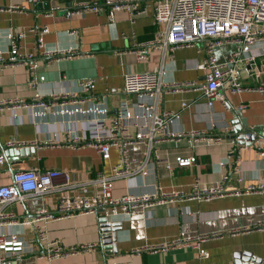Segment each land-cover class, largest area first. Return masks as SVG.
Returning <instances> with one entry per match:
<instances>
[{
	"label": "crops",
	"instance_id": "1",
	"mask_svg": "<svg viewBox=\"0 0 264 264\" xmlns=\"http://www.w3.org/2000/svg\"><path fill=\"white\" fill-rule=\"evenodd\" d=\"M103 1L0 0V57L3 60L0 62V107L9 101L29 105L0 109V153L7 150L6 145L11 141L51 142L38 148L8 149L6 162L0 168V186L9 184L12 172L31 168L69 172L77 181L86 182L97 174L110 176L119 161L118 148H111L105 159L84 143L74 144L69 133L87 139L95 133L93 124L83 123V115L54 114L58 113V107L42 112L37 106H30L36 97L51 104L55 96L74 94L84 98L82 108L101 103L112 118L123 101L139 113L135 107L139 98L123 90L125 73L149 71L158 75L165 85L204 81V73L196 69L205 57L204 41L170 54H162L149 45L145 48V61L127 53L134 45L154 40L158 28L149 11L134 19L126 11H117L113 22H109L107 11L69 14L83 8V4ZM44 28L47 32L42 36V47L38 48L36 38ZM16 34H20L17 44L24 59L21 63H5L9 57V40ZM234 49L229 43L216 47L213 53L217 62L227 63ZM251 52L262 73L252 80L242 66L238 71L245 86L264 79V41L257 42ZM48 53L56 55L47 58ZM34 63V77L41 76L43 80L30 87L32 76L28 65ZM89 79L94 81V88L89 93L81 92L80 82ZM222 95L223 103L214 100L209 106L200 92L163 88L154 101L157 110L178 115L165 132L221 135L222 141L210 144L188 137L168 140L160 132L151 145L129 144L126 155L130 170L145 162L146 174L138 172L115 181V196L155 192H182L183 195L176 202L155 204L135 216L113 217L108 223H104L100 214L97 218L79 216L51 223L50 237L60 238L65 245L93 243L96 247L94 251L55 259L50 264H262L264 231H237L264 222V192L243 193L246 186L264 179V93L224 91ZM112 126L111 119L104 121L105 128ZM236 126L245 132L238 134ZM130 132L133 134L135 129ZM253 134L261 137L251 141ZM231 140L241 149L236 155L238 158L224 163L232 149ZM179 157L193 161L178 166L175 159ZM196 181L204 187L221 186L226 194L208 201L185 199ZM58 196L59 192H53L29 197L5 206L3 211L13 212L20 223L42 208L53 213ZM15 230L25 241V249L12 264H42L33 258L40 247L35 243L32 229L17 227ZM211 234L217 235L201 243V248L208 252L204 260L191 246L158 248L175 240ZM149 247L156 249H145Z\"/></svg>",
	"mask_w": 264,
	"mask_h": 264
},
{
	"label": "built area",
	"instance_id": "2",
	"mask_svg": "<svg viewBox=\"0 0 264 264\" xmlns=\"http://www.w3.org/2000/svg\"><path fill=\"white\" fill-rule=\"evenodd\" d=\"M38 2L39 0H32ZM83 8L75 9L69 14H79L84 10L92 13H102L107 11L109 22H113L114 13L126 11L131 19L143 15L149 11L152 14L157 32L155 38L149 44L134 45L133 53L140 61L147 60L146 47L152 46L162 54H170L181 48H191L197 43L204 41L205 57L196 69L204 73L202 83L186 82L184 84L172 83L165 85L158 75L152 72H128L124 75V92L127 95H136L139 100L135 107L139 113H135L126 101L120 104L119 110L114 117L107 115V109L99 103L89 108H82L84 98L74 94L55 96L51 104H47L39 97L30 106H37L42 112L52 108H60L58 113L68 114L73 117L83 115L85 124H93L95 133L90 139L69 133L74 144L84 143L92 147L102 158H108L111 148H118L120 158L118 163L112 168L110 176L97 174L95 178L86 182H79L69 172H60L54 169L38 170L35 168L17 170L11 173L10 182L0 186V264H12L17 261V254H22L25 249V241L21 234L15 230L17 227H30L34 233L35 243L40 247V252L33 258L37 263L50 264L55 259H64L81 255L85 251H94L96 245L93 243H80L76 245H65L60 238L50 237V224L61 222L73 217L94 216L100 214L104 223H108L113 217L135 216L141 211L159 203H173L183 195L181 192L133 195L125 194L115 196V181L125 180L126 177L141 172L146 174L145 162H142L133 171L129 168L126 147L131 143H146L151 145L157 140V134L164 132L165 139L175 140L181 137L200 139L206 143H220L223 136H202L196 132L189 133H169L165 132L167 125L178 115L172 112H159L154 101L163 88L168 91L191 90L202 94L207 105L211 106L214 100L223 103L222 92L238 94L244 91H256L264 93V79L253 86H245L241 82L239 69L246 70L250 79H257L262 73L255 63L252 54V47L260 41H264V0H104L97 4H83ZM47 32L44 28L36 38L38 48L42 47V36ZM20 34L12 35L9 44V57L5 63H21L24 57L19 52L17 38ZM224 43L233 44L235 49L230 54L227 63H218L214 56V49ZM56 54H46L47 58H52ZM64 55V54H61ZM59 56V55H58ZM0 57V62H2ZM31 79L28 85L33 87L37 82H41L43 77H34L36 65H28ZM81 92H91L94 88L93 80H83L79 84ZM150 101L146 102L144 99ZM153 102V103H152ZM28 107L27 103L21 101H9L7 105H2L6 109L17 108L18 106ZM182 107H187L182 104ZM111 119L113 126L104 127V121ZM134 128L132 134L130 129ZM231 133L236 135L235 130ZM68 142V140H67ZM259 142V141H256ZM255 144H259L256 143ZM232 149L227 155L228 160L238 158L236 156L241 147L235 146L234 140L230 141ZM51 142L44 143H19L8 142V149H22L25 147L38 148L40 145H50ZM6 155L0 153V168L6 162ZM178 166H186L193 159L176 158ZM234 168L233 172H236ZM223 179H227L224 176ZM72 193L69 194L68 191ZM53 192H59L56 201V208L53 213L42 208L36 211L34 216L20 223L15 219L13 212H4L3 208L11 203H21L29 197L42 196ZM264 192V179L257 183L246 186L244 194H259ZM239 193V192H235ZM226 194L221 186L204 187L196 181L191 187L190 193L185 199L208 201L214 197ZM6 227L8 232L6 231ZM264 231V222L253 224L249 228L245 227L239 232ZM217 234L199 235L184 240H175L162 244L158 248H167L174 245L191 246L196 248L201 260L208 257V252L201 248V243ZM155 250V247L145 248ZM136 252H139L136 250Z\"/></svg>",
	"mask_w": 264,
	"mask_h": 264
},
{
	"label": "water",
	"instance_id": "3",
	"mask_svg": "<svg viewBox=\"0 0 264 264\" xmlns=\"http://www.w3.org/2000/svg\"><path fill=\"white\" fill-rule=\"evenodd\" d=\"M238 125V124H237ZM236 132L239 134V133H243V132H245V130H244V128H242L241 126H236ZM258 137H261V136H258V135H256V134H253L252 135V138H251V141L252 140H255V138H258ZM23 150V149H22ZM10 151L9 150H6L5 152H4V154L6 155V157L8 156V153H9ZM262 264H264V260L262 261Z\"/></svg>",
	"mask_w": 264,
	"mask_h": 264
}]
</instances>
